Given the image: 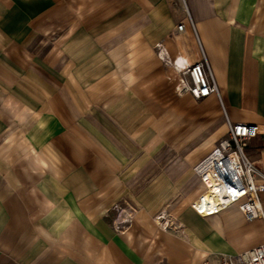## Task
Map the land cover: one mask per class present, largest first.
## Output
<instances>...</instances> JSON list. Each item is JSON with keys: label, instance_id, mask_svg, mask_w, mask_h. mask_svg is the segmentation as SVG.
I'll use <instances>...</instances> for the list:
<instances>
[{"label": "crops", "instance_id": "crops-1", "mask_svg": "<svg viewBox=\"0 0 264 264\" xmlns=\"http://www.w3.org/2000/svg\"><path fill=\"white\" fill-rule=\"evenodd\" d=\"M159 42L203 52L219 96L177 94ZM226 118L258 126L246 151L264 174V0H0V264H216L264 242L236 204L190 205Z\"/></svg>", "mask_w": 264, "mask_h": 264}, {"label": "built area", "instance_id": "built-area-1", "mask_svg": "<svg viewBox=\"0 0 264 264\" xmlns=\"http://www.w3.org/2000/svg\"><path fill=\"white\" fill-rule=\"evenodd\" d=\"M187 18L192 25L188 14ZM177 28L181 30L183 23L178 24ZM156 53L161 61L180 74L176 84L177 94L188 93L195 99L204 98L212 92L218 94L203 52L195 62H186L171 58L163 43L159 42L156 44ZM185 75H188V79ZM225 121L226 135L193 167L194 173L206 185L190 205L200 215V208L204 209L203 216H208L236 204L247 220L264 219L259 197V193L264 191V174L246 151L249 139L258 134V126L246 122H231L227 118ZM232 188L236 190L235 193L229 191ZM208 191H211L210 194L205 195ZM135 212L136 208L128 203L125 206H113L109 215L115 230H125ZM153 220L163 230L179 232L172 227L174 221L164 209L159 210ZM219 256L216 264H264V242L246 250L222 253Z\"/></svg>", "mask_w": 264, "mask_h": 264}, {"label": "rangeland", "instance_id": "rangeland-1", "mask_svg": "<svg viewBox=\"0 0 264 264\" xmlns=\"http://www.w3.org/2000/svg\"><path fill=\"white\" fill-rule=\"evenodd\" d=\"M172 227L175 228L179 232L181 231L180 233L184 232V226L180 222L174 221V224ZM219 258H220V256L218 255L217 259H219Z\"/></svg>", "mask_w": 264, "mask_h": 264}, {"label": "bare ground", "instance_id": "bare-ground-1", "mask_svg": "<svg viewBox=\"0 0 264 264\" xmlns=\"http://www.w3.org/2000/svg\"><path fill=\"white\" fill-rule=\"evenodd\" d=\"M205 185H206V183L202 182V186L204 187ZM210 192H211V191L206 192L205 195H206V194H210ZM216 195H217V194H216ZM200 210H201V212H202V213H201V216H203L205 210H204V209H201V208H200Z\"/></svg>", "mask_w": 264, "mask_h": 264}, {"label": "snow or ice", "instance_id": "snow-or-ice-1", "mask_svg": "<svg viewBox=\"0 0 264 264\" xmlns=\"http://www.w3.org/2000/svg\"><path fill=\"white\" fill-rule=\"evenodd\" d=\"M229 191H231V192H233V193H235V192H236V190H235L234 188H232V189H229Z\"/></svg>", "mask_w": 264, "mask_h": 264}]
</instances>
